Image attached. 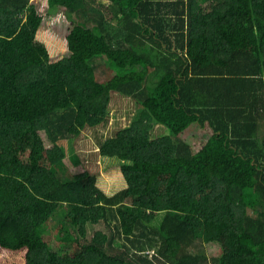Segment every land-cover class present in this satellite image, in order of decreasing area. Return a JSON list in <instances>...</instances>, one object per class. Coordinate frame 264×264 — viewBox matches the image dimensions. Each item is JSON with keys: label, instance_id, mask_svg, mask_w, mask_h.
<instances>
[{"label": "trees", "instance_id": "1", "mask_svg": "<svg viewBox=\"0 0 264 264\" xmlns=\"http://www.w3.org/2000/svg\"><path fill=\"white\" fill-rule=\"evenodd\" d=\"M38 1L0 0V264H264V0H46L72 23L46 44ZM113 94L141 112L108 195L65 144Z\"/></svg>", "mask_w": 264, "mask_h": 264}, {"label": "rangeland", "instance_id": "2", "mask_svg": "<svg viewBox=\"0 0 264 264\" xmlns=\"http://www.w3.org/2000/svg\"><path fill=\"white\" fill-rule=\"evenodd\" d=\"M41 14L44 19L43 27L40 29L38 33V39L45 44L47 40H60L64 39L66 35H68L70 29L72 28V23L65 14V8H61L56 6L54 10H47V1L39 0L36 2ZM53 42V41H52ZM61 50H63L61 48ZM64 52V50H63ZM101 69V67H100ZM140 67L134 68V70H140ZM131 70V69H129ZM104 70H100L98 72V79L105 80L108 77L107 73L103 72ZM150 81L157 79L151 75ZM113 99L111 102V106L109 109V117L108 120L101 126L96 128H87L84 130L82 135L77 139L70 142H66L68 157L66 162L70 166L71 170L74 174H78L83 170H89L91 172H98V187L103 189L108 193V195H113L117 191L125 189L126 182L121 172L122 161L116 158H106L100 157L98 151L103 142L107 139L113 137L115 133L125 127L130 126L133 121H136L141 112V107L137 102L129 97H123L118 94H113ZM202 130L201 126L198 124H193L190 129L185 131L178 137V140L186 142L190 145L196 144V139L200 136V131ZM170 131L163 126H157L153 131V138H158L160 136H169ZM74 153V154H73ZM78 155L81 161L80 166H76L72 163L71 157L72 155ZM106 176V180L108 183L100 182V180ZM112 179L109 180V179ZM107 186V188H106ZM109 186H114L113 188ZM110 189L111 192H108ZM161 216L159 215L153 221V225L160 226ZM104 225H99L98 227L92 229L90 228L91 233L93 234L96 230L106 231ZM107 232V231H106ZM201 242V241H199ZM199 251H205V246L203 243H198ZM59 243L53 242V247L58 248ZM153 255V251H150ZM154 256V255H153ZM155 264H161L159 260L154 259Z\"/></svg>", "mask_w": 264, "mask_h": 264}]
</instances>
